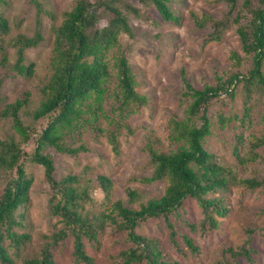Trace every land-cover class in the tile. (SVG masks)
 <instances>
[{
  "label": "trees",
  "instance_id": "1",
  "mask_svg": "<svg viewBox=\"0 0 264 264\" xmlns=\"http://www.w3.org/2000/svg\"><path fill=\"white\" fill-rule=\"evenodd\" d=\"M136 1L142 6L153 5L163 21L177 20L171 9L172 0ZM3 2L0 0V5ZM226 2L230 16L224 20H214L205 14L198 18L194 12L191 17L200 27L208 20L211 22V31L205 41L218 40L228 23L234 25L239 46L250 57L251 64L243 72L227 70L222 75L215 73L214 83L201 87L182 78V94L189 97V102L184 117L173 115L169 120L167 141L174 147L163 151L154 148L151 143L145 145L152 172L149 176L140 177L139 181H164V188L157 196L144 199L137 187L128 184L123 189L124 199H114L108 208L89 213L83 210V204L90 200L88 186L99 188L108 199L112 188L110 177L97 173L82 178V173L67 172L55 179L54 160L44 152L46 146L70 154L86 150L83 143L69 145L62 138L65 134H78L84 124L96 131L101 130L96 120L103 111V99L108 94L105 84L112 68L116 76L112 96L117 102L120 117H126L134 106L146 103L145 97L135 89L130 62L118 40L120 32H130L126 13L138 15L140 5L130 0H76L72 8L62 12L61 21L52 28L49 73L38 85L40 99L30 113L33 123L47 120L38 132L30 130L21 116L23 108L29 104V89H23L4 102L1 95L4 75H0V102H3L0 118L10 117L12 127V132L0 139V172L4 175L0 192V264H16L7 250L11 249L14 255H18L30 241L28 234L16 232V228L23 225L14 214L29 198L32 179L23 162L26 154L31 162L43 167L44 178L54 192L50 208L52 213L61 217L65 228L49 238L43 237L48 242L43 244L39 253L33 258L21 260L20 264H56L53 250L68 233L72 237L73 263L94 264L85 253L82 239L90 246L98 247L99 235L108 225L113 226L116 232H124L126 241L131 244V247L117 253L119 263L181 264L164 252L157 239L138 235L136 229L139 224L151 218H162L176 258L185 255L184 248L188 253L197 255L200 248L193 238L171 220L174 214L179 216L184 212L187 198L194 199L203 217L199 224L189 221L183 224L193 234L207 236L218 229L217 217L223 218L229 213L225 199L215 195L217 191L227 189L232 183L264 190V175L262 178L239 177L202 144L203 138L210 132L208 108L212 100L222 93L231 94L235 84L241 83L244 95L243 111L239 116L241 123L250 120L252 106L248 100L254 94L261 97L264 109V0ZM103 16L106 21L100 26L99 20ZM8 29L7 19L0 13V68L5 74L10 69L22 76L32 77L35 64L26 61V49L39 43V31L35 30L33 35L18 32L13 38H7ZM8 44L15 49L13 63L8 58ZM233 55L239 58L237 52H233ZM197 118L199 124L194 122ZM261 119L264 125V112ZM31 132L36 135L35 145L31 153H27L20 146V141H26ZM243 139L241 132L236 133L232 147V153L240 164L259 157L253 148L264 145V131L260 137L249 139L251 148L246 154L239 148ZM107 140L111 150L117 153L118 141L113 132H108ZM19 214L23 215L21 212ZM225 252L236 264H239V257H243L248 264H255L250 252L243 246L238 251L228 248Z\"/></svg>",
  "mask_w": 264,
  "mask_h": 264
},
{
  "label": "rangeland",
  "instance_id": "2",
  "mask_svg": "<svg viewBox=\"0 0 264 264\" xmlns=\"http://www.w3.org/2000/svg\"><path fill=\"white\" fill-rule=\"evenodd\" d=\"M141 6L140 13H126L130 32H120L118 40L131 65L135 79V89L145 97V104L134 106V109L121 118L116 108L117 102L112 96L115 90L116 76L111 69L106 81L108 94L103 99V111L99 114L96 124L100 131L84 124L78 134H65L63 140L69 145L83 143L86 150L75 154L59 152L46 146L44 152L51 155L55 164L54 178L59 179L67 172L82 173V178H88L100 173L110 177L112 188L108 199L97 187L88 186L89 199L83 204V210L96 213L109 207L114 199H124V187L133 185L139 189L143 198L159 195L164 188V181L144 183L139 181L142 176H149L152 165L145 145L151 143L154 148L167 151L174 147L167 141L169 120L173 115L184 117L189 97L182 94L183 81L201 87L214 83V75H222L227 70L245 71L251 64L250 57L245 55L239 46V40L234 31V25L228 23L216 41H205L211 31L208 20L202 27L194 23L191 13L199 18L210 16L214 20H224L228 17L226 0H172L171 9L177 20L163 21L153 5L142 6L136 0H130ZM76 0H4L0 5V13L8 22L7 38H13L18 32L33 35L39 31L40 41L35 47H27L26 61L35 64L32 77H25L7 69L1 85V95L4 102L11 100L23 89H29V104L22 110L23 123L30 130L38 132L44 126L46 119L33 123L32 110L38 105L40 94L38 85L48 75L52 55L53 27L62 18V12L69 10ZM230 16V15H229ZM105 17L99 20V25L105 24ZM10 63L15 59V49L8 44ZM239 54V58L233 55ZM264 73V66H263ZM244 95L241 83L233 86L231 94L222 93L213 99L209 108L210 132L202 144L206 150L213 153L220 163L231 167L239 177L262 178L264 175V145L253 148L258 158L240 164L232 153L236 133L241 132L244 139L239 144L240 151L246 154L249 150V139L260 137L264 131L262 114L264 112L261 97L254 94L248 101L252 111L248 122L241 123ZM3 102H0V108ZM109 118V119H108ZM195 124L200 120L194 119ZM111 131L118 141V152L114 153L107 140ZM12 132L11 119L0 118V139ZM35 133L26 141H20L22 149L31 153L35 145ZM15 138L18 136L15 134ZM24 165L32 182L29 187V198L25 204L15 210V216L23 225L16 228L19 234L26 233L30 241L25 248L14 255L8 249V254L16 264L21 260L36 256L43 244L48 242L53 233L65 228L61 217L52 213L50 201L53 190L45 180L41 165L31 162L28 154L24 157ZM0 172V192L4 184ZM81 178V179H82ZM216 196L225 199L229 207L227 216L217 217L219 227L207 236L193 234L183 224L189 221L199 224L203 213L194 199L185 200V210L179 216H171L180 230L188 233L194 243L200 248L199 254L193 255L185 250L182 257L175 256L168 242L169 231L162 218H151L139 224L136 232L140 236L157 239L164 252L181 264H236L225 252L231 248L238 251L244 247L250 252V258L255 264H264V190L260 187L249 189L242 184L232 183L225 190L217 191ZM54 202V200H52ZM22 213L21 216L19 213ZM253 231V234L250 232ZM85 253L94 264H121L116 259L118 252L131 247L126 241L124 232L114 231L108 225L99 235V246L94 248L84 239ZM72 237L68 235L57 243L53 250L56 264H74L72 257ZM239 264H248L243 257L237 259Z\"/></svg>",
  "mask_w": 264,
  "mask_h": 264
}]
</instances>
